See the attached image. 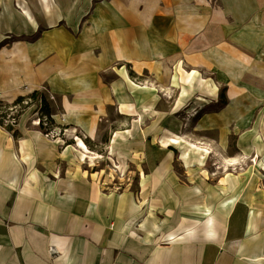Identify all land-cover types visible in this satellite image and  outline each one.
<instances>
[{"label":"crops","instance_id":"0c3cea01","mask_svg":"<svg viewBox=\"0 0 264 264\" xmlns=\"http://www.w3.org/2000/svg\"><path fill=\"white\" fill-rule=\"evenodd\" d=\"M56 6L45 24L22 16L21 35L41 32L16 48L13 68L5 59L14 74L6 84L25 87L14 100L41 82L85 93L84 103L64 106L68 124L91 139L99 136L95 119L80 114L95 108L104 91L91 79L117 63L156 79L184 77L186 68L234 79L246 72L250 55L248 64L264 77V0H56ZM88 17L80 38L54 26L69 19L76 28ZM119 110L131 117L135 103ZM57 147L36 133L22 134L12 147L0 132V264H264V218L250 237L251 204L216 200L206 183L183 184L184 167L174 165L172 150L149 152L148 176L135 197L104 194L98 173L92 168L87 176L78 153Z\"/></svg>","mask_w":264,"mask_h":264},{"label":"rangeland","instance_id":"374dc122","mask_svg":"<svg viewBox=\"0 0 264 264\" xmlns=\"http://www.w3.org/2000/svg\"><path fill=\"white\" fill-rule=\"evenodd\" d=\"M42 9H49L51 15ZM58 10L56 0H0V132L9 145L13 147L24 133L40 134L50 142L55 141L60 147L57 150L70 149L78 153L79 164L90 168L87 176L92 168V173H98L99 186L104 194L131 193L135 197H141L140 190L148 176V166L151 165L149 152L154 154L167 149L162 140L183 133L191 141L208 143L226 159L242 157L246 153L252 156V148L259 146L261 163L257 166L249 163L228 172L220 159L213 155L204 160L202 156L191 153L190 160L186 162L182 158L181 147H169L168 150L174 152V165L184 167L178 174L183 184L206 183L216 200L221 197L247 200L255 213L264 218V145L260 146L256 140L259 135L264 138V77L248 64L253 63L251 56L248 57L246 72L242 71L238 73L239 77L234 78L237 84L233 83L234 79L219 78L203 70L186 68L181 72L184 77L156 79L149 73L133 74L135 72L129 65H113L100 72L98 78L91 79L94 86L104 91H98L99 100L95 108L88 112L83 109L80 114L85 121L91 115L95 119L99 136L91 139L81 128L68 124L64 106L68 100L84 103L85 93L59 92L57 85L41 82L34 92L39 91L48 101L50 119L54 123L46 116L40 99L37 102L27 100L24 106L9 108L16 101L13 95L25 87L6 84L12 81L14 74L10 70L6 72L4 61L7 58L13 68L16 48L34 43L41 32L31 38L21 35L19 26L24 19L30 20L31 17L45 24L43 19H52L50 16L57 15ZM92 15L94 11L91 10ZM90 18L77 22L76 28L69 26V19L59 20L54 26L80 38L82 29L90 24ZM58 73L56 70L55 81ZM196 74V82L189 85L188 79ZM146 85L157 87L159 93L143 90ZM73 86L68 84L69 89L77 88ZM107 89L112 91V98L105 102ZM31 94L33 92L25 96ZM113 96L119 99V105ZM132 102L135 103L133 116H122L119 108ZM128 131L132 132L130 136ZM77 138L85 142L91 154L76 148ZM161 159L157 157L153 165L159 164ZM223 186L225 190H222ZM261 239L264 241V237Z\"/></svg>","mask_w":264,"mask_h":264},{"label":"bare ground","instance_id":"6f19581e","mask_svg":"<svg viewBox=\"0 0 264 264\" xmlns=\"http://www.w3.org/2000/svg\"><path fill=\"white\" fill-rule=\"evenodd\" d=\"M25 13V12H24ZM26 14V13H25ZM27 15V14H26ZM30 21L33 23V19L30 18ZM6 39V38H4ZM199 77L201 76L198 74ZM197 74L193 75L191 78L188 79L189 85H193L194 82H196ZM143 90H150L152 92H158L159 90L155 86H144ZM257 143L260 145H264V138L262 135H259L256 137ZM164 147L169 148V147H181L182 148V158L184 161L188 162L190 160V155L191 153H195L196 155H199L200 157L205 160L212 155L220 159L221 164L223 165V168H226V171H230L232 169H238V167L244 166V165H249V163L255 164L256 166L261 163V150L259 146L252 148V153L253 155L250 156L248 153L244 154L242 157H237L233 159H226L224 158L218 151L214 150L212 146H210L208 143H201V142H194L189 139V137L183 133L179 134L178 136H175L174 138H169L168 140H162L161 142ZM260 145V146H261ZM79 151L85 154H91L89 151L87 145L85 142L81 139L77 138V147ZM255 158V159H254ZM204 162V161H203ZM204 167V164L202 165ZM264 172V168L262 169ZM226 188L223 186L222 190H225ZM237 199H232L231 202H234ZM264 217V216H263ZM262 218V217H261ZM214 218L210 216L209 221H212ZM260 216L253 212L252 219H251V224L249 227V236H253L254 232V226L256 222H259Z\"/></svg>","mask_w":264,"mask_h":264},{"label":"trees","instance_id":"16d2710c","mask_svg":"<svg viewBox=\"0 0 264 264\" xmlns=\"http://www.w3.org/2000/svg\"><path fill=\"white\" fill-rule=\"evenodd\" d=\"M40 97V98H39ZM40 99V103L42 105V108L46 114L47 117H49V121L51 123H54V121L51 118V109L50 105L48 104V101L44 99L39 91H35L33 94H31L29 97H19L13 105L9 106V108H15V107H21L24 106L27 100H32L33 102H37ZM44 125V124H43Z\"/></svg>","mask_w":264,"mask_h":264},{"label":"built area","instance_id":"2783aa9c","mask_svg":"<svg viewBox=\"0 0 264 264\" xmlns=\"http://www.w3.org/2000/svg\"><path fill=\"white\" fill-rule=\"evenodd\" d=\"M45 124V123H44ZM41 125V124H40ZM113 264H118L117 262H114Z\"/></svg>","mask_w":264,"mask_h":264}]
</instances>
